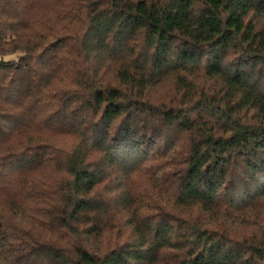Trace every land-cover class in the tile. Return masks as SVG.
<instances>
[{
    "label": "trees",
    "instance_id": "1",
    "mask_svg": "<svg viewBox=\"0 0 264 264\" xmlns=\"http://www.w3.org/2000/svg\"><path fill=\"white\" fill-rule=\"evenodd\" d=\"M0 264H264V0H0Z\"/></svg>",
    "mask_w": 264,
    "mask_h": 264
}]
</instances>
